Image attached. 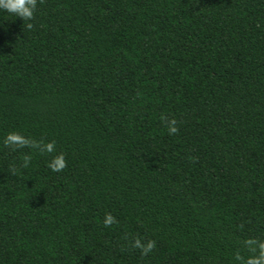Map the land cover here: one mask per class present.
I'll use <instances>...</instances> for the list:
<instances>
[{
    "label": "trees",
    "instance_id": "1",
    "mask_svg": "<svg viewBox=\"0 0 264 264\" xmlns=\"http://www.w3.org/2000/svg\"><path fill=\"white\" fill-rule=\"evenodd\" d=\"M0 264H264V0L0 9Z\"/></svg>",
    "mask_w": 264,
    "mask_h": 264
},
{
    "label": "clouds",
    "instance_id": "2",
    "mask_svg": "<svg viewBox=\"0 0 264 264\" xmlns=\"http://www.w3.org/2000/svg\"><path fill=\"white\" fill-rule=\"evenodd\" d=\"M0 9L15 14L22 20H29L35 9V0H0ZM169 131L174 133L176 129L173 127Z\"/></svg>",
    "mask_w": 264,
    "mask_h": 264
}]
</instances>
